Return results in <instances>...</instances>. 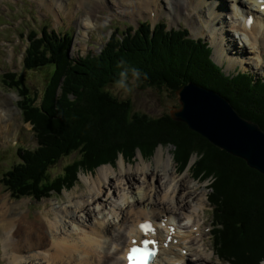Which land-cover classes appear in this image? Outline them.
<instances>
[{"label":"trees","instance_id":"trees-1","mask_svg":"<svg viewBox=\"0 0 264 264\" xmlns=\"http://www.w3.org/2000/svg\"><path fill=\"white\" fill-rule=\"evenodd\" d=\"M153 31L150 25L135 32L130 27L126 34L113 36L99 55L78 59L68 56L72 41L67 35L59 38L45 30L42 37L30 38L22 73L44 72L43 90L32 93L22 73L5 77L19 92L23 120L32 125L38 145L19 150L21 162L3 175L4 185L18 200L40 202L72 186L85 169L113 166L119 156L133 160L136 149L150 157L157 143L173 144L174 162L184 163V157L196 151L203 155L198 171L212 172L215 179L210 203L218 257L230 264H259L264 261V175L170 116L134 112L130 100L115 98L109 88L126 69L132 80V68L141 72L136 83L142 87L176 93L197 83L228 99L242 118L264 131V79L240 71L226 76L212 60V50H206L208 44L189 38L187 30L158 26ZM73 154L84 156L51 179L50 168Z\"/></svg>","mask_w":264,"mask_h":264},{"label":"bare ground","instance_id":"bare-ground-1","mask_svg":"<svg viewBox=\"0 0 264 264\" xmlns=\"http://www.w3.org/2000/svg\"><path fill=\"white\" fill-rule=\"evenodd\" d=\"M71 1L81 8L80 0ZM89 2L99 8L98 12L104 7L103 0ZM231 2L230 6L225 0L222 8L231 10L230 20L233 26L231 25L230 30L239 35L237 47L234 41L228 38L230 35L226 34L227 30L224 27H217L215 23H219L215 15L224 20L223 14L214 10L217 4L207 3L210 16L205 18V23L206 29L212 33L208 34L203 27L194 31L197 35L207 36V40L210 38L215 46L213 58L222 64L226 62L228 69L242 65H253L256 68V64L258 69L263 64L257 63V57L260 55V44L264 39V11H260L264 9V0H233ZM61 3L64 7V2L61 1ZM162 4L170 11V17L178 18L179 15H183L191 25L196 24L195 18H198L200 13L203 14L202 9L196 6L193 0H162L155 9V18L153 14L151 18L159 19ZM111 5L115 8L116 15L126 16L127 12L141 14L138 10H128L127 7H122L124 12H120L115 3ZM201 5L206 6V2L204 1ZM140 6L147 10L151 2L140 0ZM84 7H87V4ZM90 11L95 13L96 9L91 6L90 10L83 15L85 19L82 22L87 23V28L95 29L96 25L91 19ZM75 13L76 11L71 15L73 19ZM67 15L68 8L65 13V16ZM251 15L254 17V22L252 26H249L246 20ZM127 17L131 21L139 20L138 17L133 18L131 15ZM88 19L90 20L87 22ZM154 32L155 30L152 35ZM252 61L255 64H252ZM5 107L8 111H13L9 105ZM10 116L12 119H17L12 113ZM11 118L8 117L5 120L2 118L7 132L0 133V140H8L10 136H15L12 132L15 131L16 126L11 122ZM8 132H10L9 135ZM165 154L163 147L160 148L153 163L145 162L140 155L141 162L135 169L132 167L127 169L122 160L119 171L122 176L120 177L116 176V170L110 166L101 168L97 177L93 175L91 181L86 184L88 193L92 196L89 202L75 200L69 194L68 206L61 209H46V212L36 219L39 222L37 224L28 222L27 215L21 210L23 204L20 203L24 200L19 203L12 202L11 193L0 196L3 198L0 201V242L6 258L17 264H31L33 260H37L38 264H110L111 262L124 264L125 251L130 240L139 237L138 224L145 219H152L158 223V236L162 238V241L164 242L168 237L172 239L171 244L162 247L153 264H186L189 255H199V259L203 261L212 259L210 252L215 255L214 251L209 248L207 252L208 245L199 237L203 232L205 233L201 228L203 220L199 211L206 206L207 195L198 193V184L195 182L183 184L187 178L176 176L175 167L172 166V156L170 153H167V156ZM198 196H201V199H198ZM16 203L18 205H14ZM14 212H17L15 218ZM50 215L53 218H50ZM87 219L89 222L92 220L91 223ZM163 224L166 226L164 227ZM170 226H174L176 231L171 232ZM110 227L123 230L127 237L126 243L122 244L124 240L122 245L117 244L115 251L110 249L111 239L104 237ZM24 230L26 231L25 240L20 235V232ZM121 236L118 238L119 241L124 239ZM113 242L115 243L114 240ZM102 243L107 246L101 252L98 245ZM25 246H27L25 253L19 256L23 250L17 251L18 248Z\"/></svg>","mask_w":264,"mask_h":264},{"label":"rangeland","instance_id":"rangeland-1","mask_svg":"<svg viewBox=\"0 0 264 264\" xmlns=\"http://www.w3.org/2000/svg\"><path fill=\"white\" fill-rule=\"evenodd\" d=\"M61 1L64 2L65 5L64 7L61 6L62 4ZM86 1L88 2L86 3ZM89 1L92 0H80L82 6L81 8H79V6L76 5L74 2H72L71 0H0V111H1L0 133L6 134L7 132L6 124L4 123L3 119L5 120L8 117L11 118L10 116L11 113L17 117V119L11 118V122H13L16 126L15 131L12 132L13 134H15V136L14 137L10 136L9 137L10 140L9 139L0 140V177L3 176V174H5L7 171L11 170L14 165H17L21 161L20 156L18 155V149L20 147L27 149H33L37 147V142L34 137V133L32 131V125L25 123L22 119L19 92L12 90V88L7 86V84L4 82V81L6 82L10 81L11 79L10 77L8 78L3 77V74L8 72L15 73V75L22 73L24 54L28 45L27 34H29V29L40 30L42 28V25L46 24L50 27L51 30L59 32V38H62L65 32H70V34L72 35V42L68 56L69 58L78 59L80 57L99 55L100 52L104 49L106 43L108 42V39L111 37V35L114 33L116 29L120 28L122 31H129L128 28L130 26H133L136 29L140 28L139 26L140 22H144V23L149 22L150 24H152V26L164 22L167 24L168 29H179L181 27L187 28L189 30V34L191 38L193 39L200 38L206 43H208V47L205 48L206 50L214 49L212 54L213 57L215 52V46L212 43V41H210V38L208 39L209 40L208 41L206 38L207 36L197 35V33L194 30H196L199 27L202 29L203 27L205 29V32H207L208 34L212 33V31L210 32V30L206 29L205 18L207 19L210 16V14L208 15L210 10L208 9L209 5L217 4L214 10L221 12L224 16L223 18L224 20H222L220 16L215 15L214 16L215 19L218 18L219 21V23L217 22L215 23L217 24V27H224L225 30H227L226 34L230 35L228 36V38L234 41L236 47L238 46L237 43L239 42L238 40L239 35L230 30L232 25V22L230 20V16H232L231 10H229V8L228 9L222 8L225 0H217V1L204 0L206 2V6L201 5L204 4L203 0H193L196 6H199V8L202 9L203 14L200 13L199 17L195 18L196 24H192V25L185 20L183 15H179L178 18L175 16L170 17L171 13L167 8L165 9L164 4H162L160 7L159 19L158 20L153 19L155 18V13H156L155 9L162 2V0H150L151 6L147 10L141 8L140 0H103L104 7L99 12H98L99 8L97 6H94ZM226 1L227 4L229 3L228 5L231 6L232 3L231 1L233 0H226ZM113 2L115 3L116 8L120 9V12H124L121 9L122 7H127L128 10L129 9L138 10L141 13L140 15L133 14V12H127L125 14L131 15L133 18L138 17L139 20L137 19L136 21H131L127 17V15L126 16L116 15L115 8L111 5L114 4ZM207 3L209 4L208 6ZM86 4L87 7H84ZM91 6L92 8L96 9L95 13L90 11V13L92 14L91 19L96 25L95 29L87 28L88 27L87 23L82 22V20L85 19L83 15H85L90 10ZM50 7H53L57 10L54 11ZM67 8H68V15L65 16ZM205 10H207V12H205ZM74 11H76V13L73 19L71 15L74 13ZM148 14L149 16H147ZM152 14H153V18H151ZM89 20L90 19H88L87 22ZM235 39L237 41H235ZM263 40L261 41L260 44V49H261L260 55L259 57H257V63L260 62L263 63L259 66L260 69L259 68L256 69L258 64H256V68L253 65H249V66L242 65V66H236L234 69H228L226 62L222 64L217 59L215 60L214 58L212 57L211 58L213 59V61H215L217 65H219L223 69L226 76L234 75L237 74L239 71H242V72L252 73L256 75L258 78L264 79ZM239 55H242V53H239ZM245 56H246V52H245ZM252 64H255V62L252 61ZM246 66H248V68ZM23 75L26 84L29 86L32 93H39L43 90L45 85L44 79H46V75L44 72L26 73L24 71L22 73V76ZM129 83L131 84V80H129ZM109 92L112 94V96H114L119 100L122 101L130 100L133 105L134 112L140 113L145 116L147 115L151 118H160V117L162 118L164 116H170L171 118V112L179 107L178 96L176 95V93H173L167 89L157 90L155 89V87H142V85L137 83V86L134 87L133 91L129 94H125L122 89L117 87V85L111 86L109 88ZM8 105L12 108L13 110L12 112L6 109L5 106ZM184 125L189 129L187 124ZM189 130L193 132L191 129ZM9 133L10 132H8V135ZM207 142L213 147H216L213 144H211L208 140ZM162 147L164 149V152H166L165 154L166 156L168 155L167 153H170V155L172 156V166L173 168L175 167L174 169L176 170V174H177L176 176L187 178V180L184 181L183 184H186V182L197 183L198 193L206 194L208 200L211 201V197L214 198L216 193L214 190L215 179L212 177L213 176L212 172L209 175L208 174L203 175L198 171V162L203 158V155L198 156V154H196L195 151L193 153L188 154V156L184 157V160L187 161L186 163L183 162V159L174 162V158H176L175 145L173 144L162 145L159 143L155 145L153 151L154 153L150 157L141 154V152H139V150L136 149L135 150L136 152L134 153L135 158L133 160L127 159L123 156H119L116 158L113 167L108 164L107 165L98 164L94 167H91L90 170L85 169V171L78 173V175L76 176L75 183L72 184V186L69 187L65 186L60 190L59 194H54L49 198H44L40 202H38L36 199L33 198H23L17 200L13 196H11L10 199L12 202H17V203L24 200L23 202L20 203L23 204L21 210L25 215H27L28 222L37 224L39 222L36 219L39 216L43 215V212H46V209H51V208L61 209L65 206H68L69 194H71V196L75 198V200L78 199L89 202L90 201L89 199H91L92 196L89 195L86 184L91 181L93 175L95 178L97 177V173L101 168L110 166V168L112 167L113 169L116 170L115 172L117 173L116 176L120 177L122 176V174H120L119 172L120 164L122 160L125 162V166L127 169L130 167L135 169L136 165L141 162L140 155L141 157L142 155L146 157V158L142 157L145 162L153 163L156 153ZM221 150L225 151V149L224 150L221 149ZM226 153L228 155L233 156L229 152L225 151V154ZM82 154H73L60 161V163L56 167L54 168L51 167L50 168V170L52 169L50 172L51 179H55V177L61 175V173L64 172V169L68 167L69 164L78 161L79 158L82 159L84 156ZM233 157L237 158L235 156ZM182 164L186 165L184 169H182ZM8 193L10 192L5 190L0 178V196H6V194ZM195 196H197V194ZM2 199L3 198L0 197V201ZM198 199H201V196H198ZM208 200L206 202L207 204L204 207V209L199 211L203 220L201 228L207 234L206 235L203 232L201 235H199V237L202 240H205L206 244L208 245V248L206 249L207 252L209 248L211 250L212 249L214 250V246H213L214 241L212 238L211 231L214 229L215 226L213 222L214 221L213 212H212L213 210ZM17 203L14 205H18ZM16 214L17 212L13 213L14 218ZM50 218H53V216L50 215ZM86 218H87V214H86ZM87 221L89 222V219H87ZM91 221L89 223H91ZM24 233H26L25 230L23 232H20V235H22L23 240H25ZM119 236L123 237L124 239L119 241L118 239ZM104 237H106L105 239L108 240L111 239L109 241V245H110V249L113 251L117 249L116 247L117 244H121L127 238L125 237V233L123 230H119L114 227H110V229L108 230V232H106ZM113 240L115 241V243L113 242ZM125 243L126 240L122 244ZM106 246L107 244L105 245L102 243L101 245H98V248L102 252L105 250ZM26 249L27 246H25L24 248L23 247L18 248L17 251L23 250V252H21L19 256L23 255ZM119 252L120 249L118 250V253ZM210 255L212 259H208L207 261H203V259L200 260L199 255L197 256L189 255L186 260V264H227L220 261L219 258L211 254V252ZM112 263L113 262H111L110 264ZM262 263H264V261H262L259 264ZM0 264H17V262L15 263L13 262V260H8L6 258L4 253V248L1 242H0ZM31 264H38V262L37 260H33Z\"/></svg>","mask_w":264,"mask_h":264},{"label":"water","instance_id":"water-1","mask_svg":"<svg viewBox=\"0 0 264 264\" xmlns=\"http://www.w3.org/2000/svg\"><path fill=\"white\" fill-rule=\"evenodd\" d=\"M171 118L187 124L217 148L225 149L264 175V131L240 116L231 102L211 89L189 83L176 92Z\"/></svg>","mask_w":264,"mask_h":264},{"label":"clouds","instance_id":"clouds-1","mask_svg":"<svg viewBox=\"0 0 264 264\" xmlns=\"http://www.w3.org/2000/svg\"><path fill=\"white\" fill-rule=\"evenodd\" d=\"M128 71L129 70H124L120 72V78L117 81V87L122 89L124 91L125 94H129L133 91L134 87L137 86V81L140 79L141 76V72L139 71V69L136 68H132L131 71V75H132V80H131V84L129 83V77H128ZM145 78L146 74H145Z\"/></svg>","mask_w":264,"mask_h":264},{"label":"snow or ice","instance_id":"snow-or-ice-1","mask_svg":"<svg viewBox=\"0 0 264 264\" xmlns=\"http://www.w3.org/2000/svg\"><path fill=\"white\" fill-rule=\"evenodd\" d=\"M143 227V226H142ZM151 243L150 241H143L144 245H148ZM135 244V242H134ZM152 253L148 251L141 252V250L138 247H133L129 250V256L128 260L130 264H148V257L151 256Z\"/></svg>","mask_w":264,"mask_h":264}]
</instances>
